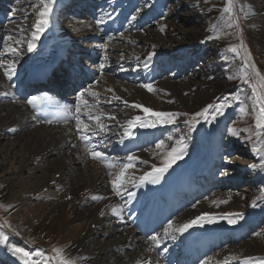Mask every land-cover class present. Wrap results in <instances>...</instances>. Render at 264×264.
<instances>
[{"label":"rangeland","instance_id":"rangeland-1","mask_svg":"<svg viewBox=\"0 0 264 264\" xmlns=\"http://www.w3.org/2000/svg\"><path fill=\"white\" fill-rule=\"evenodd\" d=\"M63 1L65 0H52L54 12L59 10L57 19L52 12L48 27L35 41V44L46 43L49 38L57 40L58 28L63 27L69 15L77 20L91 21L89 23L94 24L95 30H103L102 33L115 32L108 37L109 41L107 39V41L95 42L91 40L82 43L84 46L101 44L103 48L93 46L88 51L86 47H82V51L87 54L92 51L94 56L103 53V57H83L80 54L78 57L76 51H73V41L69 47H65L66 54L68 49L73 51L76 56H73L74 60L76 58L81 61L83 58L88 59V61L83 60L86 61L84 62L85 67L82 63H77L81 65L80 68H87L90 76H88L86 85L82 86L74 81L71 84L66 73L65 75L62 73L59 81L64 85H61L60 89H67L63 90V96L70 98L73 93L80 96L83 92L87 98H91L87 89L97 86L95 68H98L100 74L115 76L112 79L116 83V89L115 87L113 89L121 93L116 96L119 93L114 95L102 89L96 96L103 100L112 97V94L114 97H120V99L113 97L114 103L103 102L95 106L101 108V113H104L105 109L121 111L120 115L115 116L117 120H114L116 124L114 129L118 128L117 123L121 124L132 114H137L136 108L132 105L140 91L150 96H162L161 104L151 109L153 112L179 114L175 116L173 123H155L152 144H148V140L145 141V146L139 148V154L134 163H130L133 167L128 169V174L134 173L135 177L126 175L122 185L129 183L132 178L139 180L140 174H144L148 169L153 170V165L157 168L162 167L167 153L172 147L177 146L178 141L183 140L186 145V155L173 165L190 162L195 164L201 158L198 165L209 163L211 171L214 169L211 177L214 179L207 181L209 183L206 181L197 183L195 193H199L206 186L209 191L207 190V193L201 195L195 203L192 205L190 203L189 207L173 216L172 222L170 221L173 228L178 227L180 222H185L193 215L200 214L201 216L204 213L216 217V221L211 223L212 228L230 226L232 230L237 227L242 229L244 227L241 222L244 219L249 221L255 217L258 220L257 224L251 223L255 226L253 229H247L245 233H241L240 240L235 244L231 241L232 238L221 231L216 238L220 245L210 253L199 255V260L191 261L193 257L188 255L179 257L178 254H174L173 256L176 259L189 258V264H244L240 257L243 251L231 250V252L229 248L256 239L259 252L253 253L250 257L252 259L245 264H260V261H264V168L260 166L261 157H264V129L260 130L259 137L256 135L258 131L256 119L260 107L257 96H264V87L261 86L264 80L260 79L264 77V0H235L231 18L223 12L226 0H86L82 6L78 4L79 0H71L73 1L71 4L64 3L61 6ZM39 4L40 0H0V79L7 85L17 84L22 76L19 74L9 79L5 75V70L11 60L15 62V73L23 69L24 63L29 64L30 60L25 59L26 43L31 39L30 35L34 31L32 25L36 19L35 13L38 11V7L33 6ZM133 16L136 17L135 20L132 19ZM95 21L99 22H96L98 25H95ZM111 23L117 27L114 29L110 26L106 30L108 24L113 25ZM161 26H165L163 32L160 31ZM17 30L20 31L17 32ZM118 35H121V38H117ZM17 40L21 43L17 44ZM233 47L237 49V52L230 50ZM9 48L14 51H6ZM55 48L53 44L49 45V50L52 52ZM156 49L160 52L157 56L153 54ZM68 61L70 59H66L67 63ZM68 68L70 67L67 65V70L63 71H68ZM112 70H124L126 74L122 76L113 73ZM257 71L260 74L259 77L256 75ZM150 72L157 74L154 73L155 77L153 76L154 78L147 82L146 77ZM167 83H170V86L164 90L162 85L165 86ZM125 84L133 86L134 90L124 91L123 85ZM144 84H151L154 91L150 92L142 87ZM253 87H256V93L253 92ZM2 100L0 99V106L4 103L1 102ZM24 101L29 107L28 99ZM221 104L224 105L222 113H217L215 109ZM208 105H213V108L208 110V120L201 117L199 123L194 126L187 123L195 113ZM2 116L3 113H0V120ZM52 116L54 117L55 114L49 113V120ZM212 116H215L214 120L211 119ZM148 117L149 122L157 120L152 114ZM101 118L102 120L96 122L97 124L90 125H96L92 126V129L98 133L104 132L98 128V123L107 120L105 116ZM56 119L57 116L53 118L55 123L63 124ZM45 120L41 121L47 125L48 122ZM40 124L36 121L34 127ZM228 129H235L238 135L233 136ZM112 135L108 136L110 138L107 142H113L116 138ZM16 137V131L1 130L0 125V179H5L2 181L4 183L2 188L9 193L12 190V196L19 195L18 203L16 202L12 209L8 207L7 199L0 197V238H6L0 239V264H25V260L27 264H58L59 257L54 249H62L64 258H70L78 264L79 259L76 254L64 250L61 240L65 232L49 237L39 232L32 233L31 229L36 219L40 217L32 219L30 211L32 204H22L20 193L40 190L41 186L36 187V184H39L44 169L41 164L30 163L33 159L31 155L24 157L23 146L26 139L18 141ZM213 139L217 140L216 148L211 146ZM161 141H163V147L157 148V144ZM216 150H218L217 160L212 154ZM113 152L115 154L113 153L112 156H119L116 151ZM209 155L211 158H204ZM57 158L58 156L52 155L48 163L59 160ZM22 163H25L27 168L20 171ZM48 163L46 165H49ZM125 163L129 164L124 160L120 162L118 160L119 165L111 162L113 166L106 167V176L111 188V183L116 178V167H123ZM254 164L256 167H251ZM138 168H143L144 171H139ZM17 171L25 182L15 187L13 185L18 181ZM187 178L179 185L183 190H187L186 185L192 182L190 178ZM54 190L50 187L44 192L52 194ZM180 198L174 196L175 201H179ZM221 201L226 202L221 203ZM253 202H255V207L252 206ZM210 210L218 212L210 213ZM46 211L47 208L43 212ZM230 213L240 214L237 223L229 224L226 219L222 218ZM241 219L243 220L240 222ZM168 225H165L166 228L164 227L163 230L156 229L152 234H147L144 242L148 240L147 243L150 245L153 241L152 237H158L159 240L163 238L170 240L175 237L174 234L179 232L171 229L169 234L165 235ZM98 230L103 231V228ZM232 233L234 234V231ZM95 236L96 241H100L99 245L104 243L105 247H111L119 243L123 233L118 232L105 238ZM134 237L136 241L141 238L137 233ZM226 239H228L227 242L224 241ZM176 240H179V237ZM153 244H157L156 241ZM175 244L176 242L172 243L173 250L183 245L179 244L180 246L177 247ZM12 247L24 249L30 253V258L22 259L20 255H13L9 250ZM85 248H88L89 252L92 251V247ZM122 250L116 251V254L129 252L125 251L127 249ZM215 253L219 255L213 257ZM109 254L108 251L106 255L109 256ZM101 259L104 260V258ZM111 263L112 261L108 262V264Z\"/></svg>","mask_w":264,"mask_h":264},{"label":"bare ground","instance_id":"bare-ground-1","mask_svg":"<svg viewBox=\"0 0 264 264\" xmlns=\"http://www.w3.org/2000/svg\"><path fill=\"white\" fill-rule=\"evenodd\" d=\"M73 1H71V3ZM53 14L55 15V12ZM68 18L63 27L61 29L58 28L57 40L53 39L55 41L53 44V46L56 47L54 49L55 51L53 50L52 52V50H49V46L44 42H41L40 45H37L36 43L35 50L32 52L27 51L26 53L25 59L30 60L29 64L24 63L22 65L23 69H19V71L12 76L19 75L25 71V75H23L21 79H23L24 76L30 75L31 73L35 74L33 76L35 77L39 75V73L44 69H52L54 65L57 64L55 61L56 54H59L61 57L66 56L65 47H69L72 41L74 42L73 51H76V54L78 55L80 54L84 57L104 56L103 53H98L96 56H94L91 53L92 51L89 54L82 51V47H86L88 51L91 50V47L93 46L103 48L101 44H86L84 46L82 43L84 41L91 40H94V42L100 40L107 41L109 39L108 37L112 36L115 32H110V34L102 33L103 30H95L94 24L92 25L89 23L91 21L87 22V20L83 19L77 20L72 18L70 15ZM95 25L98 24L95 23ZM110 26L112 28L114 27V29L117 27L115 24H108L106 26V30L110 28ZM54 28L56 31L55 26ZM18 31L20 30H17V32ZM116 37L121 38V35ZM159 40L158 42L160 43ZM159 53L160 52L158 49L154 50L153 52V54L156 56ZM74 57L76 56L74 55ZM72 61L75 62L77 66L74 71L78 72L81 65H79L74 59H72ZM11 62L12 60L10 63ZM97 69L95 68V71L97 72L96 79L98 81V83L95 84L97 86L89 87L87 85L89 87L87 89L88 95L92 97L87 98L85 95L84 97L86 98L83 97V99L87 101L89 107H84L81 105L80 116L84 122L89 124L88 131L89 135L91 136L87 144H85V142L81 141L79 138L76 130V121L74 119L76 105L80 102L79 95L72 97L71 99H73V102L67 105L64 104L66 98H64L63 93H60L58 89H49L47 85L25 88L20 82L10 86L0 79V99H3L1 102H4L0 106V113H3V116L0 120L1 130L4 129L9 132L16 131V139L18 141L25 138L26 142L23 146V151L25 152L24 157L31 155L33 159L30 161V163L41 164L42 168L44 169V174L40 178L39 184H36V187L38 185L41 186L40 190L38 189L34 192L25 191L22 194L20 193V200H22V204H32V208H30V211L32 212V219L40 217L36 219V223L31 229L32 233L39 232L42 235L49 237L57 235L61 232H65V234L62 235L61 240L64 250H66V252L70 251L71 253H75L77 259H79L78 264H108L109 261H112L111 264H186V261L183 259L179 261L171 260V255H174L175 253L184 254L190 251L194 252L195 249L198 250L199 248H197L195 245V240L197 239L206 240V248L204 247L202 249V254L212 251L215 245V236L221 230L228 232V236L232 237L231 241H233L235 244V242L240 240L239 238L241 233H245L247 229L251 230V228L255 227L254 225H251L252 227L250 226L251 223H258V220L255 217L249 221H246V219H241L240 222L243 220L241 224L244 228L238 231L232 230L230 226H214L212 228V224L208 223H205L202 227L196 225L189 228L188 231L184 233L174 234L175 237L170 239L172 242H174L175 239L179 237V240L176 241V243L183 245L181 248H178L177 251L172 250V248H168L170 240L166 238L159 240L158 245H152L154 241H152L150 245L147 243L148 240L144 242L146 239L145 232L154 231L155 228L163 230L166 224L172 222L171 218L173 217L174 213L178 212L179 208L180 210L185 209L190 203H195L198 198L196 195L192 194L189 196L191 198L188 197V200L186 201L183 195L178 203L173 204L172 199L174 192L171 191L172 187L180 184L187 175L192 176L194 181H210L211 177L213 176L212 174L214 173V169L212 170V173L208 166L209 163L199 166L198 164L201 158L197 160L195 164L190 162L187 164L184 163L183 165H172V167L163 174V177L159 183H151L147 180L144 183H140V179L136 180L135 178H132L129 183L120 186L119 195H117L116 191L113 189V184L111 183V188V185L108 181L109 179L106 176V165L110 164L111 162L118 164V160L119 162L120 160H124L129 163H134L135 159L129 161L128 157L133 156L136 158V156L139 154V148L144 146V140H148L150 144L152 143V132H155V129L154 127L137 126L131 130V136H124V127L126 126L128 120H131L137 116L141 117L142 120H149L147 117L150 116L151 113H145L142 108H136L137 114H132V116L129 117L125 122L121 124L116 122L118 128L114 129V127H116L114 120H117L115 116L121 111H116L111 108L112 110L105 109L104 113H101V108L95 106L103 102L106 104L108 102L114 103V95L119 93L116 95L119 96L121 93L118 92L119 90L114 91L113 89V87L116 89V83L112 79L115 76L112 77V75L108 76L105 74H100L99 70ZM112 71L113 73H118L122 76L126 74L124 70ZM154 73H149V75L146 77L147 82L151 81L155 77ZM91 77H93V75ZM82 80L83 78L80 77V83ZM85 82H83L82 85H84ZM123 86L124 91L126 92H131L134 90L133 86H130L129 84H125ZM168 86H170V83L165 84V86L162 85L164 90L166 87L168 88ZM14 87L16 89H14ZM102 89L103 91L105 90L109 93H114V95L112 94V97L110 96L107 100L104 99L105 101L103 98H96ZM93 92L97 95H91ZM5 93L7 95H5ZM28 94L30 97H27ZM42 95L47 96L49 99L46 100V104L41 110L38 108L34 109L33 107L31 110L24 101L25 99L27 100V98L31 99L33 96ZM59 97H61V99ZM136 97L137 99H135L134 104H140L149 109L154 108V106H159L162 99V96H150L144 94L142 91H140ZM65 107H67L69 111L64 112L63 110ZM49 113L51 115L55 114V116H57L56 120L62 121V123L63 121L65 122L63 124L55 123L53 120L55 116H52L50 119L52 123L45 125L43 122H41L39 126L34 127V123L36 121L40 122V120L45 116L47 121H49ZM88 113H91L92 115H100L101 117L105 116L107 118V120L104 119L105 121H101L104 125V130H102V132L104 131L103 133L95 132V129H92L93 125H90L92 123L95 124L97 121L89 120ZM110 117H114L113 121ZM100 120H102V118ZM31 128L32 130H29ZM140 130H142L141 133ZM156 131L158 130L156 129ZM92 133H96V135H92ZM109 135L116 137L113 142H107V140L110 138H108ZM216 142L217 140L213 139V142L211 143L212 148H216ZM89 149L102 152L104 154V158L93 159L89 153ZM113 151H116L117 154L122 156L124 154L125 156H112L113 153L115 154ZM212 154L217 160L218 150L213 151ZM52 155L58 156L57 159L59 160L54 162L50 161L53 163L49 164L48 159ZM204 158L209 159L211 157L209 155L208 157ZM47 163L49 165H46ZM26 168L27 165L22 163L20 166V171ZM121 168L122 167L120 166L116 167V175L120 172ZM183 168H185L184 172L182 170ZM138 170L144 171L143 168H138ZM152 171L148 169L145 171V173ZM196 171L197 174H195ZM17 172L18 176L16 179H18V181L13 185L15 187L25 182V180L20 177L19 171ZM192 172L195 173L192 174ZM144 174H140V177ZM126 175L134 176L135 174H128L127 170ZM3 180L5 179H0V189L4 185V183H2ZM110 181H112V179ZM50 187L55 189L52 194L44 192ZM195 188V184L191 186V192H195ZM207 190L208 188L205 187L203 190L204 194L207 192ZM189 193L190 192H186L187 195ZM18 196H12V190L11 193L5 191V188L0 190V197L7 199L6 201H8V207L10 209L15 207L16 202L18 203ZM93 196L99 197V199H92ZM171 205L177 207V212H172L170 209ZM45 208H47V211L43 212ZM113 208H116L117 211L113 212ZM209 212L217 213L218 211L213 212L210 210ZM199 215L200 214L189 217V219L185 220V222H180L179 226L188 222L189 220L196 218ZM100 228H103V231L98 230ZM232 231H234V234H231ZM118 232L123 233V236L121 237L119 243L115 246L105 247L104 243V245H99L98 243H100V241H96L97 238L95 235L103 236L105 238L115 235ZM136 233L141 236L140 240L138 241H136L134 237ZM190 234L192 235L190 236ZM183 237L185 242H180ZM256 241V239H252V241L249 240L244 244H238L237 246L235 245L229 249L230 251L242 250L243 252L240 254V257L242 258L241 261H243L245 264L249 261V258L253 253L259 252L257 251L258 245L256 244L258 243ZM85 247H92V251L89 252L88 248ZM120 249H127L125 251L129 252H123L125 254H116V251H119ZM108 251L110 253L109 256L106 255ZM156 251H158V253ZM171 251L173 252L172 254ZM217 255L219 254L215 253L212 256L216 257ZM81 257H83L82 260ZM126 257H128V259H126ZM101 258H104V260Z\"/></svg>","mask_w":264,"mask_h":264},{"label":"snow or ice","instance_id":"snow-or-ice-1","mask_svg":"<svg viewBox=\"0 0 264 264\" xmlns=\"http://www.w3.org/2000/svg\"><path fill=\"white\" fill-rule=\"evenodd\" d=\"M33 7H38V11H36L35 16V22L32 25V28L34 31L31 33V39L28 40L27 43V51L32 52L35 50L36 44L35 41L39 39L40 35L45 31V29L48 27L49 24V18L51 16V13L53 11V2L52 0H40L39 5H34ZM235 7V0H226V5L223 9V12L225 14H228V16L231 18L233 14V10ZM133 20L136 19L135 16L132 17ZM99 23V22H98ZM231 26V25H229ZM165 26H161L160 31H164ZM21 32H23V29L21 28ZM11 39V37H9ZM17 44L21 43L20 40L16 41ZM232 52H237V49L235 47L230 49ZM6 51H14L13 49H6ZM16 55H19V53H16ZM149 59H151V56H149ZM15 62L12 61L11 63L8 64L6 70H5V75L11 79L12 75L15 74V67H14ZM254 68V66H252ZM256 75L259 77V72H256ZM261 80H264V77L260 78ZM264 87V84L261 85ZM142 87L146 88L148 91H154L153 87L151 84H144ZM87 91V90H86ZM111 91V90H109ZM257 89L256 87H253V92L256 93ZM5 95H7L5 93ZM91 95L96 96V93H91ZM84 93H80V102L77 103L75 112L76 115L74 117L76 121V130L79 135V138L81 141L87 142L90 140L91 136L89 135V124L84 122L81 119L80 113H81V105L84 107H89L87 104V101L83 99ZM49 98L47 96H33L31 99L27 101L28 104H30L34 109H37L38 106L45 100H48ZM114 99H120V97H114ZM257 101L259 102V115L257 116L256 119V128H257V133L256 135L259 137L261 135L262 129H264V96H257ZM135 108H142V110L145 113H151L153 116L157 118L156 122H149L146 120H142L141 117L137 116L134 117L131 120L127 121L126 126L124 127V136H131L132 134V129L134 127H154L155 123H173L175 116L179 115L177 113H164V112H153L151 109L144 107L143 105L140 104H134L132 105ZM210 108H213V105H208L205 107L203 110H201L198 113H195L187 123L190 125L194 126L196 123H199V118H204L205 120H208V110ZM224 108V105L221 104L218 107H216V112L217 113H222V110ZM64 112L69 111L67 107L63 110ZM243 111V109H242ZM114 119V117H110ZM88 119L89 120H95L97 122L100 121L101 117L100 115H92L91 113H88ZM212 120L215 119V116L211 117ZM48 123H52L51 120L46 121ZM98 128L100 130L104 129V125L102 123H98ZM228 131L233 135H238L237 131L235 129H228ZM92 135H96V133H92ZM163 147V141H161L160 144H157V148H162ZM255 151V148L253 149ZM89 153L93 159H103L104 154L99 151H95L92 149H89ZM186 155V145L183 143V140H180L177 142L176 147H172L171 150L167 153V158L163 161V166L157 168L156 165H153V171L145 173L140 177L139 182L144 183L146 180L151 183H159V181L162 179L163 174L169 170V168L172 167L173 164H175L178 160H181L184 158ZM136 159L133 156H129L128 160L132 161ZM113 165L108 164L106 167H112ZM260 166L264 168V157H261L260 160ZM133 167L132 164H124L123 167L121 168L120 172L116 175V178L112 181L113 184V189L116 191V194L119 195V188L120 186L124 183L125 178H126V172L129 168ZM251 167H256V165H252ZM92 199H99V197L93 196ZM226 201H221V203H225ZM253 207H255V202H253ZM113 212H116L117 209L113 208ZM240 214H227L223 219H226L229 224H235L237 223V219ZM216 221V217L211 216L207 213L202 214L201 216H197L196 218L189 220L188 222L181 224L179 227L173 228V225L169 223L168 228L165 229V235L169 234V230H173L175 232L179 233H184L188 231L189 228L199 225L203 226L205 223L211 224ZM174 238V237H173ZM0 239H6V238H0ZM153 241H156L157 245L159 244V239L158 237H152ZM13 255H20L22 259L24 258H30V253L25 251L22 248H17V247H12L9 249ZM54 251L57 253V256L59 257V262L58 264H76V262L70 258H64L62 249H54ZM252 259V258H249ZM25 264H27V260H25ZM260 264H264V261H260Z\"/></svg>","mask_w":264,"mask_h":264}]
</instances>
